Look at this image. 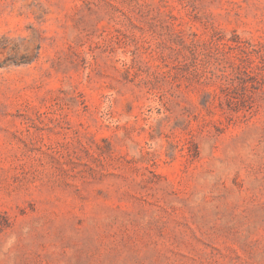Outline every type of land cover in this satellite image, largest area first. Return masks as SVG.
<instances>
[{
  "label": "rangeland",
  "instance_id": "1",
  "mask_svg": "<svg viewBox=\"0 0 264 264\" xmlns=\"http://www.w3.org/2000/svg\"><path fill=\"white\" fill-rule=\"evenodd\" d=\"M0 264H264V0H0Z\"/></svg>",
  "mask_w": 264,
  "mask_h": 264
}]
</instances>
